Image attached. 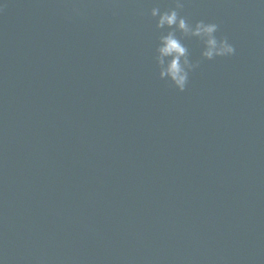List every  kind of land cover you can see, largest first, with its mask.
Wrapping results in <instances>:
<instances>
[{"label": "water", "instance_id": "95a60500", "mask_svg": "<svg viewBox=\"0 0 264 264\" xmlns=\"http://www.w3.org/2000/svg\"><path fill=\"white\" fill-rule=\"evenodd\" d=\"M3 3L0 264H264V5L185 0L236 54L185 38L180 92L154 60L173 0Z\"/></svg>", "mask_w": 264, "mask_h": 264}, {"label": "clouds", "instance_id": "9594fccd", "mask_svg": "<svg viewBox=\"0 0 264 264\" xmlns=\"http://www.w3.org/2000/svg\"><path fill=\"white\" fill-rule=\"evenodd\" d=\"M174 7L161 9L157 3L151 8V16L156 19V28L160 29L154 60L161 80L169 81L180 92L188 86L190 74L199 68L201 60H193L191 52L184 42L185 38H197L203 45L202 59L214 60L217 57H231L236 54L235 45L227 35L218 36L220 25L216 22L197 20L191 22L180 14L185 0H173ZM264 5V0H259ZM4 3L0 0V11ZM180 35H177V33Z\"/></svg>", "mask_w": 264, "mask_h": 264}]
</instances>
